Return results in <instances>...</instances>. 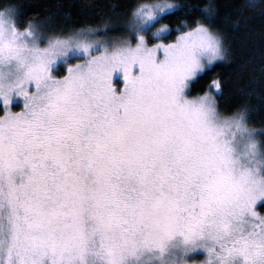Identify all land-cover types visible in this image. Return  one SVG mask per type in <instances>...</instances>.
Here are the masks:
<instances>
[{"label": "snow or ice", "instance_id": "obj_1", "mask_svg": "<svg viewBox=\"0 0 264 264\" xmlns=\"http://www.w3.org/2000/svg\"><path fill=\"white\" fill-rule=\"evenodd\" d=\"M183 7L66 33L0 10V264H264V145L218 79L188 95L226 48L211 8L161 23Z\"/></svg>", "mask_w": 264, "mask_h": 264}, {"label": "trees", "instance_id": "obj_2", "mask_svg": "<svg viewBox=\"0 0 264 264\" xmlns=\"http://www.w3.org/2000/svg\"><path fill=\"white\" fill-rule=\"evenodd\" d=\"M184 5L180 12L161 23L177 28L203 20L201 10L212 9L211 27L226 48V58L190 86L189 95L201 94L213 79L221 82L216 95L219 111L231 115L243 111L247 126L264 145V0H171ZM137 0H0V10L13 6L19 27L36 22L51 33L81 27H97L127 19ZM186 30V29H185ZM178 33L174 32L172 39ZM63 75L64 71L56 73Z\"/></svg>", "mask_w": 264, "mask_h": 264}, {"label": "rangeland", "instance_id": "obj_3", "mask_svg": "<svg viewBox=\"0 0 264 264\" xmlns=\"http://www.w3.org/2000/svg\"><path fill=\"white\" fill-rule=\"evenodd\" d=\"M172 3H174L173 1H171ZM174 4H176V3H174ZM129 18V17H128ZM128 18L127 19H123V20H120V21H115V22H112V23H106V24H104V25H101V26H97V27H93V28H98V29H105V28H107V29H122L124 26H125V24H126V22H127V20H128ZM157 26H159V25H157ZM113 35L114 36H117V37H120V36H123L124 35V33L123 32H121V31H114L113 32ZM135 41H133V43H134ZM156 41L155 40H151V41H149V43L151 44V43H155ZM76 61H72V63H75ZM120 81H122V75H118L117 73H114L113 74V82H114V84L116 85V87L117 88H120V87H122V83L120 82ZM208 90V89H207ZM204 93V92H203ZM203 93H201V94H196V95H189V93H188V95L190 96V97H194V96H197V95H203ZM16 103H18L19 104V107H13V111H19L20 110V107H22L23 106V102H22V98H16ZM254 133H255V138H256V140H257V142L259 143V141H258V135H257V132L256 131H254ZM192 259L194 260V261H201V260H203L204 259V256L203 255H194L193 257H192Z\"/></svg>", "mask_w": 264, "mask_h": 264}]
</instances>
